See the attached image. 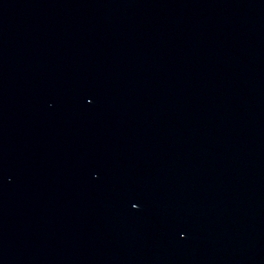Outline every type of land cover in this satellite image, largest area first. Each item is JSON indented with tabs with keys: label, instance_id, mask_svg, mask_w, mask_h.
<instances>
[{
	"label": "water",
	"instance_id": "95a60500",
	"mask_svg": "<svg viewBox=\"0 0 264 264\" xmlns=\"http://www.w3.org/2000/svg\"><path fill=\"white\" fill-rule=\"evenodd\" d=\"M0 264H264V0H0Z\"/></svg>",
	"mask_w": 264,
	"mask_h": 264
}]
</instances>
